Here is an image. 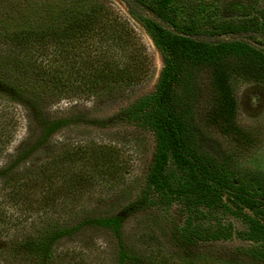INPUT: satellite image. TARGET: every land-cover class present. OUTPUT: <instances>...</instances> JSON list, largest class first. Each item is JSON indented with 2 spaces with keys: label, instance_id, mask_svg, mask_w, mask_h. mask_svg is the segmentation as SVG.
I'll list each match as a JSON object with an SVG mask.
<instances>
[{
  "label": "rangeland",
  "instance_id": "obj_1",
  "mask_svg": "<svg viewBox=\"0 0 264 264\" xmlns=\"http://www.w3.org/2000/svg\"><path fill=\"white\" fill-rule=\"evenodd\" d=\"M142 2L145 9L175 14L184 28L200 37L216 40L221 30H253L264 44V0ZM92 8L100 21L78 40H70L77 49H43L40 41L16 59L8 57L11 48L4 32L24 27L62 32L61 14ZM232 31L230 38L262 46ZM0 64L40 66L45 79L57 81L54 89L20 77L29 87L37 84L48 112L90 119L112 115L154 93L165 59L123 0H0ZM231 84L237 122L245 135L241 138L206 123L215 94L207 71L195 70L176 89L191 150L221 181V195L204 201L190 194L192 171L171 155L165 186L155 194L153 205L136 209L133 204L156 150L155 132L141 122L98 126L82 120L59 130L16 163L14 173L0 179V240L38 234L49 223L63 224L70 232L55 241L50 264H115L120 239L96 218L121 214L125 244L142 247L149 235H156L174 262L188 256L170 242L176 232L209 240L193 247L197 255L188 264H228L232 257L240 259V249L264 250V82L234 73ZM38 134L31 111L0 92V168L15 162L18 149L34 144ZM18 182L37 194L17 197L12 185ZM31 263L27 257L19 262Z\"/></svg>",
  "mask_w": 264,
  "mask_h": 264
},
{
  "label": "trees",
  "instance_id": "obj_2",
  "mask_svg": "<svg viewBox=\"0 0 264 264\" xmlns=\"http://www.w3.org/2000/svg\"><path fill=\"white\" fill-rule=\"evenodd\" d=\"M123 1L129 6L132 15L143 22L156 46L163 53L165 65L156 91L140 97L109 116L90 119L85 115L53 117L47 110L46 96L41 94L39 87L35 86L37 84L34 83L35 85L29 87L21 77L42 82L46 88L53 85L49 89H54L57 81L52 78L45 79L42 68L36 64H33V67L25 65L20 67L18 64L16 68H7L4 64H0V92L24 104L31 111L39 128L34 144L19 148L15 162H8L0 168V179L14 173L16 163L34 151L37 146L49 142L55 133L71 123L90 120V123L98 126H111L141 122L155 132L157 145L146 183L133 206L141 211L153 205L155 194L165 186L164 176L171 155L192 171L193 180L188 186V192L198 199L209 201L215 195L222 194V183L191 150L185 123L176 106L177 85L182 80L193 77L195 70L207 71L215 94L206 112V123L225 135L234 138L244 137V130L237 122L238 102L233 93L231 77L234 73H239L264 82L263 40L255 35L253 30L242 32L221 30L215 33L219 38L210 40L200 37L191 28H184L175 14L153 8L145 9L142 0ZM61 17L66 19V22L64 19L65 29L62 32L53 29L35 30L29 27L4 32L3 37L11 48L8 57L16 59L27 50L40 45V41L44 44L41 46L43 49H50L56 45L64 52L68 47L77 49L78 47L70 40L74 38L78 40L100 21L99 13L94 8L87 11L72 9L71 13L61 14ZM231 31L238 36L244 34L262 46H255L245 39H232L229 37ZM179 32L189 35H182ZM223 34L226 36L223 37ZM2 145L0 139V154H2ZM23 184L18 182L12 185L17 197L24 196V192L25 194L28 192L32 197L37 194H31L28 186L26 188ZM260 185L264 189V182ZM96 221L112 229L120 239L115 264H183L182 262L188 264L192 261V257L197 255L193 247L209 241L208 238L201 239L192 233L176 232L170 242L181 248L180 250L187 251L188 256L180 258V262H174L169 252L163 249L156 235H149L142 247L125 244L121 240L123 215L113 214L96 218ZM69 232V226L49 223L38 234L6 242L0 240V264L1 261H6V264H12L13 261L19 264L20 260L24 261L26 257L31 259V264H50L55 241ZM240 250L238 251L241 254L240 259L232 257L228 260V264H264V250L248 248Z\"/></svg>",
  "mask_w": 264,
  "mask_h": 264
},
{
  "label": "water",
  "instance_id": "obj_3",
  "mask_svg": "<svg viewBox=\"0 0 264 264\" xmlns=\"http://www.w3.org/2000/svg\"><path fill=\"white\" fill-rule=\"evenodd\" d=\"M180 34H182V35H189V34H186V33H184V32H179ZM226 35L225 34H223V37H225Z\"/></svg>",
  "mask_w": 264,
  "mask_h": 264
}]
</instances>
